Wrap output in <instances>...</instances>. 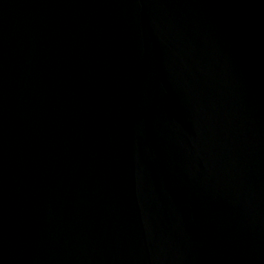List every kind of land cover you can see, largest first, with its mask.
Returning <instances> with one entry per match:
<instances>
[{"label": "water", "instance_id": "obj_1", "mask_svg": "<svg viewBox=\"0 0 264 264\" xmlns=\"http://www.w3.org/2000/svg\"><path fill=\"white\" fill-rule=\"evenodd\" d=\"M0 264H264V0H0Z\"/></svg>", "mask_w": 264, "mask_h": 264}]
</instances>
